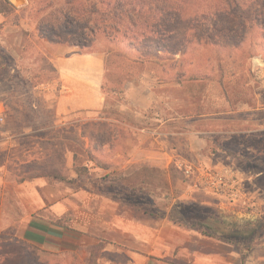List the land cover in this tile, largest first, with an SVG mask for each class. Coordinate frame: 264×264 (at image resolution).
<instances>
[{"label":"rangeland","instance_id":"1","mask_svg":"<svg viewBox=\"0 0 264 264\" xmlns=\"http://www.w3.org/2000/svg\"><path fill=\"white\" fill-rule=\"evenodd\" d=\"M65 1L13 0L12 4L7 0L10 12L0 13V117L4 119L0 123V264H91L96 260L95 253L89 255L75 241L68 246L74 252L65 255L26 243L19 237L24 219L45 215L42 200L49 204L71 187L102 194L100 179L109 172L125 171L132 185L140 184L135 174L139 166L128 163L132 145H138L136 129H141L135 132L141 135L142 146L172 159L166 169L145 166L149 168L143 176L146 208L168 214L173 204L187 203L228 223L251 222L252 228L258 226L260 238L242 252L243 263L251 257L250 264H264V13L259 17L251 1L233 16L221 12L217 17L222 33L212 40L214 1L190 0L185 7L188 16L178 28L183 33L197 30L190 31L184 54L130 53L125 44L109 43L101 35L89 48H80L81 53L106 60V111L109 120L120 126L121 135L113 144H105L101 134L107 126L98 121L104 119L103 112L55 114L61 81L50 62V46L71 43L74 38L62 32L43 35L39 25ZM173 44L181 48L180 42ZM180 67L189 76L211 78L179 87ZM128 71L129 81L140 83V93L132 99L124 90L128 81L119 83ZM199 96L204 99L202 117L194 112ZM151 100L150 109H145ZM81 143L89 150L99 147L90 157L81 152V164L91 168L85 187L36 177L46 169L75 179L72 150H80ZM161 157L157 160L162 161ZM185 166L196 174L202 167L229 170L238 181L235 198L205 191L197 185V176H184ZM71 219L68 214L61 221Z\"/></svg>","mask_w":264,"mask_h":264},{"label":"crops","instance_id":"2","mask_svg":"<svg viewBox=\"0 0 264 264\" xmlns=\"http://www.w3.org/2000/svg\"><path fill=\"white\" fill-rule=\"evenodd\" d=\"M9 2L15 4L13 0ZM79 50L69 44L52 43L50 46V62L54 63L61 81L56 117L81 110L102 113L106 109V60L104 56ZM139 84L128 81L124 85L128 98L140 93ZM151 105L152 100L145 109H150ZM98 121L111 122L109 119ZM135 131L138 145L130 143L133 152L128 153V163L139 166L137 169L168 168L172 161L170 155L159 153L160 156H156L142 146L141 135ZM161 156L164 159L158 161L157 157ZM68 189L49 204L42 200L45 215H30L24 219L21 239L41 248L58 249L64 255L74 252L68 246L75 241L84 252L95 253L96 260L92 259L91 264H244L242 252L246 251L239 247L179 226L168 218L121 205L107 194ZM68 214H72V219L62 222ZM13 237H17L15 226ZM84 238L88 239L87 247ZM250 261L248 257L245 263L250 264Z\"/></svg>","mask_w":264,"mask_h":264},{"label":"trees","instance_id":"3","mask_svg":"<svg viewBox=\"0 0 264 264\" xmlns=\"http://www.w3.org/2000/svg\"><path fill=\"white\" fill-rule=\"evenodd\" d=\"M213 1L215 5L212 18L215 26L213 28L214 35L210 34L212 40H216L215 35L222 33V26L218 25L217 17L221 12L233 16L237 11L253 2L255 7L259 9L257 10L259 17H262L261 15L264 13V0ZM189 2L190 0H66L63 4L55 6L41 21L39 31L46 36L59 32L72 35L73 42H60V44H69L79 48H89L92 41L101 35L109 43L125 44L126 50L130 53L136 52L137 54L146 55L156 53L157 55H163V57H175L181 53L184 54L190 31L197 30L195 27L189 28L188 32L183 33V30L178 28V24L183 22L184 19L186 20L188 16L185 7ZM7 3L6 0L4 4H0V13L8 14L10 12L11 8L7 6ZM229 19H232V17H229ZM197 32L200 33L199 30ZM196 37L194 34L193 41H196ZM175 41L180 42L181 48H175V44H173ZM178 69L180 70L176 74V81L179 87H184L185 82L188 81L203 83L211 78L204 74L189 76L182 67ZM124 76V80H120L119 83L129 81L131 72L128 71ZM203 100L201 96L196 98L198 104L194 112L197 117L203 116V106L201 104ZM103 114H106L104 119L110 118L106 109H104ZM114 123L107 121L101 123V125L107 126L101 134L105 144H113L121 135L120 126ZM80 147L81 149L78 151L72 150L75 179L67 180L57 170L50 171L46 169L36 177H48L61 182L67 181L77 189L85 187V183L91 175V168L87 164H81V159L84 156L81 152L90 157L92 151H98L99 147L94 145L93 149L89 150V148H85L83 143L80 144ZM147 170L149 172L148 167L135 170L136 178H141L138 181L140 184L136 185L131 184V176H128L125 171L109 172L100 179L101 191L123 205L158 218H168L179 226L234 245L242 251H249L257 239L260 238L258 237V226L254 225L252 228L251 222L246 224L228 223L224 218L219 217L217 214L208 213L198 205L173 204L168 214L166 212H156L155 208L149 211L143 202V191L146 190L144 187L146 179L143 176ZM166 201L169 202V200Z\"/></svg>","mask_w":264,"mask_h":264},{"label":"built area","instance_id":"4","mask_svg":"<svg viewBox=\"0 0 264 264\" xmlns=\"http://www.w3.org/2000/svg\"><path fill=\"white\" fill-rule=\"evenodd\" d=\"M3 121V117H0V123ZM198 170L196 174L191 166H185L183 173L187 179L193 178L194 175L197 176V185L211 194L235 198L238 181L232 172L225 169H207L205 167Z\"/></svg>","mask_w":264,"mask_h":264}]
</instances>
